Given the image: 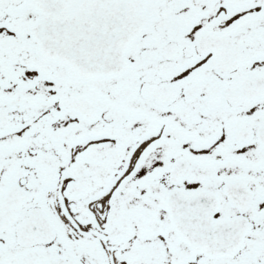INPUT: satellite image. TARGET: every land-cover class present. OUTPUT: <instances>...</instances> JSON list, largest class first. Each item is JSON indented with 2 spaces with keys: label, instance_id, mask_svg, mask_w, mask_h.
I'll return each mask as SVG.
<instances>
[{
  "label": "snow or ice",
  "instance_id": "snow-or-ice-1",
  "mask_svg": "<svg viewBox=\"0 0 264 264\" xmlns=\"http://www.w3.org/2000/svg\"><path fill=\"white\" fill-rule=\"evenodd\" d=\"M0 264H264V0H0Z\"/></svg>",
  "mask_w": 264,
  "mask_h": 264
}]
</instances>
